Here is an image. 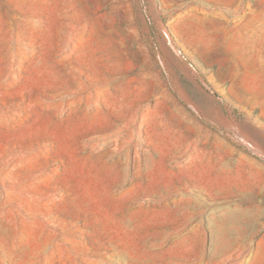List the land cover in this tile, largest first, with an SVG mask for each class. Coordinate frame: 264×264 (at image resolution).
Wrapping results in <instances>:
<instances>
[{
    "label": "rangeland",
    "instance_id": "rangeland-1",
    "mask_svg": "<svg viewBox=\"0 0 264 264\" xmlns=\"http://www.w3.org/2000/svg\"><path fill=\"white\" fill-rule=\"evenodd\" d=\"M264 0H0V264H264Z\"/></svg>",
    "mask_w": 264,
    "mask_h": 264
},
{
    "label": "water",
    "instance_id": "water-1",
    "mask_svg": "<svg viewBox=\"0 0 264 264\" xmlns=\"http://www.w3.org/2000/svg\"><path fill=\"white\" fill-rule=\"evenodd\" d=\"M243 140V139H242ZM243 142L250 147V150L253 154L257 155L258 157L262 158L264 160V155L260 153L257 149H255L253 146L247 143V141L243 140Z\"/></svg>",
    "mask_w": 264,
    "mask_h": 264
}]
</instances>
